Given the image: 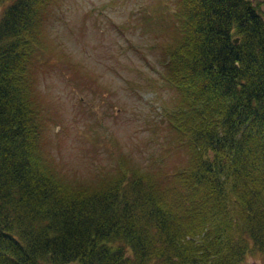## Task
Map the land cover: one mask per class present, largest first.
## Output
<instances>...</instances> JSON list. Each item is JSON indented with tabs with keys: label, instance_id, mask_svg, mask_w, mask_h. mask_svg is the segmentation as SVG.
Segmentation results:
<instances>
[{
	"label": "trees",
	"instance_id": "obj_1",
	"mask_svg": "<svg viewBox=\"0 0 264 264\" xmlns=\"http://www.w3.org/2000/svg\"><path fill=\"white\" fill-rule=\"evenodd\" d=\"M55 1L0 0V264H264L260 7L166 5L153 29L174 93L162 120L186 160L141 171L117 159L82 178L43 142L36 73Z\"/></svg>",
	"mask_w": 264,
	"mask_h": 264
},
{
	"label": "rangeland",
	"instance_id": "obj_2",
	"mask_svg": "<svg viewBox=\"0 0 264 264\" xmlns=\"http://www.w3.org/2000/svg\"><path fill=\"white\" fill-rule=\"evenodd\" d=\"M251 1L264 15V0ZM171 2L56 0L50 5L36 89L44 147L61 172L85 178L123 158L141 171H155L158 164L172 170L186 160V149L173 146L162 120L174 93L162 79V39L153 30ZM262 263L249 254L241 264Z\"/></svg>",
	"mask_w": 264,
	"mask_h": 264
},
{
	"label": "water",
	"instance_id": "obj_3",
	"mask_svg": "<svg viewBox=\"0 0 264 264\" xmlns=\"http://www.w3.org/2000/svg\"><path fill=\"white\" fill-rule=\"evenodd\" d=\"M237 40V39H236ZM236 40H235V42H236Z\"/></svg>",
	"mask_w": 264,
	"mask_h": 264
}]
</instances>
